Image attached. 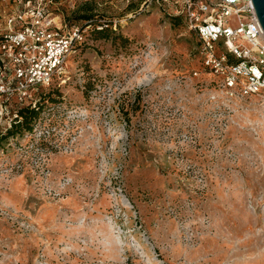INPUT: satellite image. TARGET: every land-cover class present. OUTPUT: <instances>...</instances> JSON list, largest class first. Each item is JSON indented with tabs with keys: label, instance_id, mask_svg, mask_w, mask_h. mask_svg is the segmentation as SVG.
Returning a JSON list of instances; mask_svg holds the SVG:
<instances>
[{
	"label": "rangeland",
	"instance_id": "obj_1",
	"mask_svg": "<svg viewBox=\"0 0 264 264\" xmlns=\"http://www.w3.org/2000/svg\"><path fill=\"white\" fill-rule=\"evenodd\" d=\"M45 4L81 41L47 86L0 71V264H264V106L218 86L172 0ZM21 8L0 0V38ZM39 101L42 139H3Z\"/></svg>",
	"mask_w": 264,
	"mask_h": 264
},
{
	"label": "built area",
	"instance_id": "obj_2",
	"mask_svg": "<svg viewBox=\"0 0 264 264\" xmlns=\"http://www.w3.org/2000/svg\"><path fill=\"white\" fill-rule=\"evenodd\" d=\"M23 8L7 20L0 38V71L12 73L2 94L47 86L65 71L68 57L81 41L76 27L56 26L46 0H14ZM202 47L203 64L232 98L254 97L264 106V32L251 0H172ZM222 42L228 54L216 55ZM8 76V75H7ZM45 129L30 135L42 139ZM35 139V138H34Z\"/></svg>",
	"mask_w": 264,
	"mask_h": 264
},
{
	"label": "trees",
	"instance_id": "obj_3",
	"mask_svg": "<svg viewBox=\"0 0 264 264\" xmlns=\"http://www.w3.org/2000/svg\"><path fill=\"white\" fill-rule=\"evenodd\" d=\"M91 17L88 15L82 16V19L88 20ZM103 30H96V33L99 35V37H105L103 35L105 29L102 28ZM42 105L40 101L38 102L37 105L31 106V104L24 106L20 108L17 111V115L15 119L13 120V124L11 125L10 128L6 129L5 133L3 134L2 138L6 139L9 136H13L15 134L21 133L22 130L29 131V134L32 133V122L35 121L41 112ZM22 118L21 121H18L17 118Z\"/></svg>",
	"mask_w": 264,
	"mask_h": 264
},
{
	"label": "water",
	"instance_id": "obj_4",
	"mask_svg": "<svg viewBox=\"0 0 264 264\" xmlns=\"http://www.w3.org/2000/svg\"><path fill=\"white\" fill-rule=\"evenodd\" d=\"M258 19V22L264 32V0H251Z\"/></svg>",
	"mask_w": 264,
	"mask_h": 264
}]
</instances>
